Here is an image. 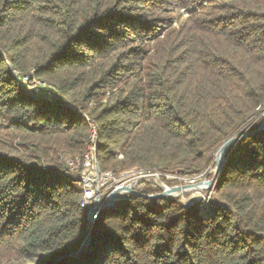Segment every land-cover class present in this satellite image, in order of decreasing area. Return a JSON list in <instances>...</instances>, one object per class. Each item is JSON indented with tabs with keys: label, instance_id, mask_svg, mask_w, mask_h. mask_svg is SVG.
I'll use <instances>...</instances> for the list:
<instances>
[{
	"label": "trees",
	"instance_id": "obj_1",
	"mask_svg": "<svg viewBox=\"0 0 264 264\" xmlns=\"http://www.w3.org/2000/svg\"><path fill=\"white\" fill-rule=\"evenodd\" d=\"M14 70L67 102L29 94ZM263 110L264 0H0V264H264ZM90 121L116 176H195L247 135L208 210L131 197L101 210L80 250L88 211L60 155L85 153Z\"/></svg>",
	"mask_w": 264,
	"mask_h": 264
},
{
	"label": "built area",
	"instance_id": "obj_2",
	"mask_svg": "<svg viewBox=\"0 0 264 264\" xmlns=\"http://www.w3.org/2000/svg\"><path fill=\"white\" fill-rule=\"evenodd\" d=\"M13 73L17 77L19 85L29 94L43 97L52 102H67L66 99L60 96L57 87L40 80L33 72L25 74L18 70H14ZM89 125L91 127V133L85 153L82 156L76 157H71L66 153L60 155V159L66 162L70 172L79 177V186L84 192L81 201L82 210L88 211L98 199H100L101 202L108 201L114 189L131 186L140 190L139 184L143 181L155 183L163 190H166L172 186H169L162 179L164 177L169 181L178 182V184L174 186L186 185L189 187L186 190L174 193L172 196L181 197L187 207L192 206L196 202L200 203L199 205L203 210H208L213 206V201L215 199L213 192L218 180L211 186L201 185L200 182L203 181L204 178H206V180L208 178L207 176L205 177L204 172L195 176L168 173L158 168L150 170L134 168L117 176L114 175L113 172H102L98 163L99 127L91 121ZM194 187L198 188L196 190V195H193L194 197L189 198V200L185 199L184 194L195 191ZM117 197L120 198L119 202H121L134 197V195L128 191H122Z\"/></svg>",
	"mask_w": 264,
	"mask_h": 264
},
{
	"label": "water",
	"instance_id": "obj_3",
	"mask_svg": "<svg viewBox=\"0 0 264 264\" xmlns=\"http://www.w3.org/2000/svg\"><path fill=\"white\" fill-rule=\"evenodd\" d=\"M259 116H262V123L261 126L259 128V130L264 128V110L261 112L260 115H258L257 117H255V119H253V121H255ZM247 135V133H244L241 136H233L230 137L228 140H226L219 148L217 154H216V172L215 174H213V177L210 178L209 180L206 181H202L200 182L201 185H208L211 186L213 185L219 177V173L223 167V165L225 164L226 161V156H227V152L230 149V147L238 142L243 136ZM187 188H189L186 185H182V186H172L169 187L166 190H163L162 193H158V194H153V195H144L140 190L135 189L134 187L131 186H125L123 188H119V189H114L112 191L111 197L108 201L106 202H101L100 199H98L96 201V203L88 210L87 212V242L81 247L80 250L87 248V246L89 245V243L91 242L92 239V229L95 225V222L99 216V213L101 212V210L107 209V208H111L114 207L119 201L120 198H118V194L122 191H128L130 193H133L134 197H146L148 199H155V198H165V197H172L174 193L180 192L182 190H186ZM194 189H198L197 187H194ZM75 251L71 254H69L68 256H76L77 253L80 251ZM65 256H61L57 259L54 260V264H57L59 261H61Z\"/></svg>",
	"mask_w": 264,
	"mask_h": 264
},
{
	"label": "rangeland",
	"instance_id": "obj_4",
	"mask_svg": "<svg viewBox=\"0 0 264 264\" xmlns=\"http://www.w3.org/2000/svg\"><path fill=\"white\" fill-rule=\"evenodd\" d=\"M260 115V114H259ZM260 117V116H259ZM258 117V118H259ZM257 118V119H258ZM216 157H215V160H214V162H213V164H210L205 170H204V173H205V177L207 176L208 177V175H210V174H215V172H216V168H215V166H216ZM221 174H220V176H219V179L221 178ZM206 180V178H204V180L203 181H205ZM207 180H209V177L207 178ZM202 182V181H201ZM197 189H195V191H193V192H187V193H185L184 194V197H185V199H187V200H189V198H192V197H194L193 195H196V191Z\"/></svg>",
	"mask_w": 264,
	"mask_h": 264
}]
</instances>
